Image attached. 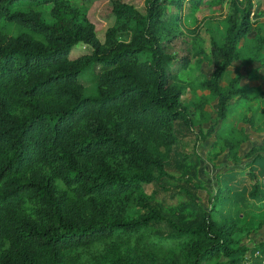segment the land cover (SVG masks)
Returning <instances> with one entry per match:
<instances>
[{"label":"trees","instance_id":"1","mask_svg":"<svg viewBox=\"0 0 264 264\" xmlns=\"http://www.w3.org/2000/svg\"><path fill=\"white\" fill-rule=\"evenodd\" d=\"M54 1L0 0V61L20 59L0 76V264H76L73 251L124 236L141 248L108 264H219L247 254L237 236L245 226L200 205L203 138L186 95L208 90L221 119L231 100L248 98L239 79L221 83L253 31L259 0L227 1L221 64L199 84L193 71L188 82L175 81L166 47L181 34L183 15L166 20L168 0H114V28L127 37L115 45L74 6L47 17ZM5 23L20 31L7 34ZM146 51L152 58L141 60ZM66 61L64 81L47 77ZM237 145L227 142L232 159ZM252 178L251 196L264 201Z\"/></svg>","mask_w":264,"mask_h":264},{"label":"rangeland","instance_id":"2","mask_svg":"<svg viewBox=\"0 0 264 264\" xmlns=\"http://www.w3.org/2000/svg\"><path fill=\"white\" fill-rule=\"evenodd\" d=\"M114 0H56L47 6V17L56 13L58 7L74 6L86 15L96 26L98 38L105 44L115 45L127 39L114 28L112 3ZM228 0H204L196 10L181 7L182 0H168L164 5L166 20L172 14L183 15L181 34L177 40L167 44L172 57V72L176 82H188V75L194 72V83L203 78L210 79L221 64L217 51L225 36L224 19ZM258 13L253 17V31L241 45L237 59L227 71L221 85L226 89L232 80L239 79V88L248 97L234 98L227 107V115H218V99L202 87L188 90L186 100L192 102L193 130L203 141L197 146L200 157L198 166V192L200 205L205 211L214 206L222 216H233L245 229L238 233L242 245L248 248L245 255L234 259L221 258L219 264H264V201L251 196L254 180L259 178V192L264 200V0H259ZM183 8V9H182ZM3 30L16 35L20 28L5 23ZM152 53L141 54V60H149ZM19 58L0 61V76H6ZM20 62L19 64H21ZM34 64V62H33ZM125 64L103 73L118 71ZM70 61L51 67L47 77L54 82L64 81V72ZM200 103L202 105L196 107ZM237 141L236 157L229 156L227 142ZM256 149L255 151H253ZM221 189H230L228 199H217ZM227 195V194H226ZM225 195V196H226ZM141 242L133 236L113 237L108 244L95 243L72 252L76 264H108L127 249H140Z\"/></svg>","mask_w":264,"mask_h":264}]
</instances>
